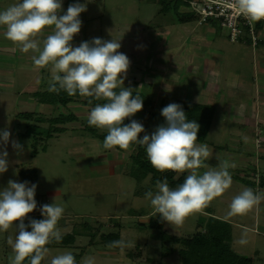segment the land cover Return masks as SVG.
<instances>
[{
	"label": "rangeland",
	"instance_id": "374dc122",
	"mask_svg": "<svg viewBox=\"0 0 264 264\" xmlns=\"http://www.w3.org/2000/svg\"><path fill=\"white\" fill-rule=\"evenodd\" d=\"M16 2L0 0V8ZM75 2L79 0L69 3ZM69 3L62 0L61 14ZM85 3L87 10L80 14L81 42L97 37L119 40L118 51L130 59L121 87L138 92L134 96H143L142 110L131 117L144 126L145 132L139 138L165 123L160 113L169 103L179 104L178 98L199 102L205 109L198 106L192 113L199 129L207 130L197 144H206L211 152L206 167L199 171L218 169L227 161L234 165L229 168L232 184L221 196L188 215L181 225L164 221L161 230L146 227L155 216L145 193L149 190L155 193V183L130 156L132 149L136 152L142 146L133 144L128 151L104 149L106 130L87 123L91 107L76 100L62 105L54 100L55 93L47 91L51 65L39 74V68L33 71L32 67L22 65L25 60L16 57L9 74L3 69L7 62L0 58V131L10 132L9 143L4 146L9 166L0 174V190L7 187L10 179L28 181L29 186L36 184L37 209L30 216H41L39 209L44 204L62 206L64 214L57 228L63 236L75 235L72 242L47 245L49 254L42 264H50L53 256L64 252H72L77 264L88 258L93 264H181L178 253L180 248L184 249L181 239L204 231L206 221L215 219L225 222L219 223L226 229L221 232L229 233L227 242L234 252L250 257L251 264H264V194L237 179L239 170L251 180L254 177L249 175L250 170L264 175V154L260 153L264 150V124L258 123L256 115H251L246 125L238 123L239 117L233 116L237 109L234 106L240 109L245 105L246 114L249 108L246 102L229 97L241 95L233 94L240 70L252 73L250 102L257 105L260 99L255 97L256 93L264 94V22L260 40L254 47L246 29L236 40H230L229 28L221 25L218 18L201 21L200 15L190 9L189 0H86ZM172 70L175 79L167 78ZM212 81L219 91L201 95L205 83ZM163 83L170 84L172 90L165 89ZM43 91L47 92L41 94ZM203 97L209 101L201 100ZM124 123H130V119ZM55 127L62 129L55 131ZM244 132L250 135L249 147L233 149L230 138ZM256 138L260 140L258 151L253 149ZM12 141L19 142L22 150L14 149ZM139 154L137 159L143 160L142 156L147 155L145 148ZM187 174H180L183 178L179 184ZM177 177L173 172L172 178ZM245 188L259 192L260 203L245 215L229 216L232 198ZM24 222L27 224L26 219ZM16 231L13 224L6 232H0V264H11L14 252L7 241L9 237L15 238ZM112 231H118V240L130 242L131 246L121 251L110 246V241L99 238V233ZM242 239L247 242L242 244ZM23 264L29 261L26 259Z\"/></svg>",
	"mask_w": 264,
	"mask_h": 264
},
{
	"label": "clouds",
	"instance_id": "9594fccd",
	"mask_svg": "<svg viewBox=\"0 0 264 264\" xmlns=\"http://www.w3.org/2000/svg\"><path fill=\"white\" fill-rule=\"evenodd\" d=\"M234 7L250 22L264 20V0H234ZM61 10L62 0H17L0 10V27L5 29V38L22 53H34V66L40 69L52 66L48 91L58 94L63 90L69 96L79 94L83 98L106 101L91 107L87 116L90 127L106 130L104 149L128 151L131 145L138 144L145 148L150 164L157 171H171L177 176L188 173L175 188L169 186L166 178L157 179L155 193L152 190L145 193L153 216L159 214L161 220L181 225L188 215L201 210L231 187L229 168L234 165L224 161L218 169L199 171L206 167L205 161L211 157V152L206 144H197L199 124L189 121L182 106L175 102L161 109L165 123L158 125L150 135L139 138V134L145 132L144 126L131 117L142 110L143 101L139 94L133 96V89L121 87L130 59L118 51L119 40L105 41L97 37L74 47L71 42L80 32V14L87 10L86 3H71L63 14ZM45 28H51L52 32L41 42L37 38ZM125 119H130V123L125 124ZM9 138L7 129L0 131V174L9 166L4 147ZM12 147L22 150L17 141H12ZM36 187L34 183L29 186L28 181L10 179L7 187L0 190V232H6L13 224L17 230L15 238L9 237L7 241L14 252L11 264H23L26 259L29 264H42L49 254L47 245L53 241L59 243L63 238L57 228L64 214L62 206L44 204L39 209L43 218L29 219L25 224L28 214L37 209ZM260 200L253 189L245 188L232 198L228 215H245ZM110 246L123 251L131 244L118 240ZM50 264H77V261L72 252H64L53 256ZM83 264H93V261L88 258Z\"/></svg>",
	"mask_w": 264,
	"mask_h": 264
},
{
	"label": "trees",
	"instance_id": "16d2710c",
	"mask_svg": "<svg viewBox=\"0 0 264 264\" xmlns=\"http://www.w3.org/2000/svg\"><path fill=\"white\" fill-rule=\"evenodd\" d=\"M186 19H189V16H186ZM253 22L254 24V33L259 31V23L261 22ZM247 28L243 27V30ZM250 36V35H249ZM239 37V36H238ZM251 42V37L249 39V43ZM256 44V42H255ZM253 44V45H255ZM48 91V90H47ZM47 91H43L42 93H46ZM116 91H119V88L116 89ZM55 93V92H53ZM133 93H138L134 92ZM134 96V95H133ZM143 97V96H142ZM56 102H59L62 105H65L67 102L76 100L82 103L83 105H86L88 107H94L95 104H103L106 101L105 100H96L94 98H83L80 97L79 94L69 96L65 91L61 90L58 94L55 93V97H53ZM56 98V99H55ZM40 100H43L41 98ZM89 100H91V103H89ZM51 101V100H50ZM147 104H150V100L147 99ZM182 108L186 114V117L189 121L194 120V114L192 113V109H196L198 106H201L202 110L205 109V105L197 104V103H192L187 100H184L182 103ZM204 112H202L203 114ZM203 116V115H202ZM208 114H205V117H207ZM210 116V115H209ZM62 129V127H55V131H59ZM207 129H199L197 133V138L199 141H202L205 135ZM138 150L135 152L134 149H132V152L130 154L131 157H134L137 162L142 165L141 167H144L143 169V174L149 173V179L155 183L157 179L163 180L167 179L169 182V186L171 188L176 187L179 184L178 182L180 179L183 177L180 175L176 179L172 178L173 172L171 171H166V172H159L157 171L149 162L147 155H143L142 158L143 160L137 159V157H140L141 154H139L141 149H144L143 147L137 148ZM135 152V153H134ZM146 161L148 165H146ZM249 175L251 177L255 176V171L250 170ZM256 177V176H255ZM237 179L241 180L242 182H246L247 185H250L254 190H257L261 192V194H264V175L260 176L257 175V181L248 179V176L244 175L242 177L237 176ZM184 180V179H183ZM251 180V181H249ZM263 183V184H262ZM256 188V189H255ZM258 192V193H259ZM260 194V193H259ZM31 214H28V217L26 218V222L28 224L29 219H34L35 217H41L39 214L30 216ZM219 223H224L223 221H219L218 219H215V222H211L210 220L206 221L205 224V230L204 231H197L194 233L191 237L189 238H182L181 243L184 245V249L180 248L178 250V253L180 255L181 259V264H187L188 262H192L194 264H251L252 259L250 257L244 256V255H239L236 252H234L228 244L229 240V233L225 235L222 232H225L226 229L222 228ZM164 225V221L161 220L159 214L155 216V218H151L148 220L147 224L145 225L146 227L150 229H155V230H161ZM222 230V232H221ZM91 233H94L93 231ZM74 234H68L66 236H63L62 240L59 243H67V242H72L74 240ZM99 238L104 239L105 241H117L119 239V233L118 231H112V232H102L99 233ZM55 242V241H53ZM57 243V242H55Z\"/></svg>",
	"mask_w": 264,
	"mask_h": 264
},
{
	"label": "crops",
	"instance_id": "0c3cea01",
	"mask_svg": "<svg viewBox=\"0 0 264 264\" xmlns=\"http://www.w3.org/2000/svg\"><path fill=\"white\" fill-rule=\"evenodd\" d=\"M71 0H67V2L69 3ZM74 1V0H73ZM85 1L86 0H79V3H85ZM70 4V3H69ZM69 6V5H68ZM3 9H5L4 7L2 8H0V10H3ZM185 22H187V19L185 20ZM261 22H264V20H262ZM261 22L259 23V31L256 33V44L255 45H253L251 42H250V45L251 46H256L257 45V42L260 40V37H261V34H262V31H263V29H262V26L263 25H261ZM263 24V23H262ZM4 31H5V29L4 28H2V27H0V58H1V60L2 59H4L6 62H7V64H5V65H3L4 66V70H6V73H9V74H11L10 73V68H11V63H13V59L14 58H20L21 57V59L20 60H25L23 63H22V65H25V66H27V67H32V69H33V71H36L35 70V68H37L36 66H34V64H33V61H32V56L34 55V53H32L31 51L29 52V53H22L20 50H19V48H18V50H17V45H15V44H13L10 40H8V39H6L5 38V36H4ZM51 32H52V29L51 28H45V30H44V32L41 34V36H39L37 39L38 40H40L41 42L43 41V39L47 36V35H49V34H51ZM81 35H82V33L81 32H79L77 35H75L74 36V38H73V41L71 42L72 44H73V46L75 47V46H79V44L81 43ZM7 45V46H6ZM0 60V61H1ZM206 61V60H205ZM204 61V62H205ZM19 64H20V62H19ZM172 68H174V67H172ZM177 69V68H176ZM40 72H42V70L39 68V74H40ZM170 72H172V73H169L168 75H167V78H170V79H175L174 78V76L172 75V74H175V71H170ZM47 74L49 75L50 74V71H47ZM51 74H52V72H51ZM251 72L250 71H242V70H240V71H238V76H236V84H235V86H234V92H233V94H234V96L236 97V95H237V93L238 92H240V97H238V95H237V97L238 98H232L231 96H229L230 97V99L231 100H235V99H238V100H241V102H246L247 103V107L249 108V112H248V114H246V106L245 105H243L242 106V108H238L237 106H234V107H236L237 109L236 110H234V112H233V116H235V117H239V120H237V122L238 123H241V125L243 124V125H246L245 124V122H246V120L248 119V120H250L251 119V115H256V117H257V120H258V123H260V122H262L263 124H264V94L263 93H261V92H257L256 93V96L255 97H257L258 99H260L257 103V105L255 104V102H254V104L252 103V102H250L251 101V99H250V91H251V79L253 80V77L251 78L250 76H251ZM47 75V76H48ZM176 77V76H175ZM212 78H214V76H211ZM141 80V79H140ZM149 80H150V78H149ZM138 81H139V79H138ZM135 82H136V80H135ZM147 83V82H146ZM164 84V83H163ZM207 85V86H206ZM164 86L166 87H164L165 89H167V90H172V87H171V85L170 84H167V83H165L164 84ZM205 88L204 89H202L201 90V95L202 94H204V93H212V92H214V93H217L218 91H219V87L218 86H216V84L212 81V82H209V83H205ZM135 87H136V85H135ZM208 88V89H207ZM237 89V90H236ZM151 91L152 92H155L156 91V89L154 88V87H152V89H151ZM259 91V90H258ZM263 94V95H262ZM197 99L200 97L199 95H198V93L196 94V96H195ZM202 97V96H201ZM152 99V98H151ZM197 99H195V100H197ZM153 100V99H152ZM178 100V102H179V104L180 105H182L181 103L185 100L184 98L183 99H181V98H178L177 99ZM201 100H204V101H209V98H207V97H203ZM229 100V99H228ZM252 100H254V99H252ZM69 102H72V101H69ZM69 102H67V103H69ZM191 102V101H190ZM66 103V104H67ZM192 103H199V102H195L194 100L192 101ZM206 103V102H205ZM231 110H232V106H231ZM239 110H241V111H239ZM253 112V113H252ZM259 124H257V126H258ZM254 127L256 126V124H254L253 125ZM255 129V128H254ZM257 129V131H259L258 130V128H256ZM236 131V130H235ZM255 134H256V132H254ZM249 137H250V135H248L246 132H244V134L243 135H241V136H238V135H236V136H232V138H230V141H229V143H231V146H232V148L234 149L235 148V150H246L245 148H248L249 147ZM254 140H257V143L256 144H254V148L253 149H255V150H257L258 151V149H259V146H257L258 144H259V142H260V140L258 139V138H256V139H254ZM260 153H262V154H264V150H263V152H260ZM259 153V154H260ZM245 174L243 173V172H241V170H239V177H242V176H244ZM257 173L255 172V176H254V180L256 181V179H257ZM241 181V180H240ZM242 182V181H241ZM242 183H244V182H242ZM257 195H259V193L258 192H255Z\"/></svg>",
	"mask_w": 264,
	"mask_h": 264
},
{
	"label": "built area",
	"instance_id": "2783aa9c",
	"mask_svg": "<svg viewBox=\"0 0 264 264\" xmlns=\"http://www.w3.org/2000/svg\"><path fill=\"white\" fill-rule=\"evenodd\" d=\"M189 5L191 10L200 15L201 21L208 17L218 18L221 25L229 28L230 40H236L242 33L243 27H246L251 37V43L255 44L254 24L238 14L234 7V0H189Z\"/></svg>",
	"mask_w": 264,
	"mask_h": 264
}]
</instances>
